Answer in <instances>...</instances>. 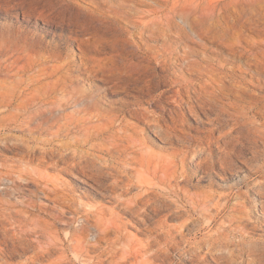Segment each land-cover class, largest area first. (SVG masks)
I'll list each match as a JSON object with an SVG mask.
<instances>
[{"label":"rangeland","instance_id":"rangeland-1","mask_svg":"<svg viewBox=\"0 0 264 264\" xmlns=\"http://www.w3.org/2000/svg\"><path fill=\"white\" fill-rule=\"evenodd\" d=\"M39 1L0 0V264L105 260L116 235L107 228L113 216L121 228L119 253L147 250L155 264H264V136L240 115L245 102L264 97V83H251L228 63L225 88L245 93L236 99L213 94L206 77L188 70L149 63L153 74L144 76L136 66L146 62L142 53L163 42H142L123 20L116 30L87 0H68L78 26L57 29L46 22L57 11L42 15L39 4L55 8L62 0ZM263 27L264 20L261 31L247 25L243 33L258 42ZM103 43L105 49L90 51ZM202 44L178 46L205 65L234 57L228 48L216 54L215 43ZM83 62L96 73L85 75ZM53 68L58 72L50 77ZM66 70L69 91L87 97L102 119L114 116L92 144H73L81 134L27 131L46 83L55 88L52 98L64 97L55 79ZM20 106L23 114L16 113ZM73 112L68 105L63 113ZM250 118L264 124L261 116ZM139 195L144 201L136 212L120 206L121 198ZM78 244L88 252L84 258L73 251Z\"/></svg>","mask_w":264,"mask_h":264},{"label":"bare ground","instance_id":"bare-ground-1","mask_svg":"<svg viewBox=\"0 0 264 264\" xmlns=\"http://www.w3.org/2000/svg\"><path fill=\"white\" fill-rule=\"evenodd\" d=\"M36 1L37 3L41 2L39 0ZM87 1L93 4L96 8L100 9L101 13H99V19L102 21L109 20L111 25H113L116 30L119 28L118 21L123 20L133 26L134 33L137 34L142 42L153 39L158 42H163L160 47H149L146 52L142 53V58L145 59L146 62L142 64L138 63L136 66L137 68H142L144 76L153 74L149 73V71H151L149 63L162 71L170 69L172 66L176 67V69L180 71L188 70L197 77H206L203 82L210 86L213 94L217 95L218 91L226 98L236 99V97H241L244 93V90L241 89L242 87L234 85L233 88L226 89L222 82V79L226 77L222 70H224V67H226V64L228 63L232 64V67L237 68L239 71L246 73L252 79L250 80L251 83L256 82L258 83V86L261 83H264V33H260L261 39L258 42H251V40L245 37L243 33L244 28L247 30V25H250L256 32L261 31V25L264 20V0ZM61 3L64 6H58L55 8L54 5L50 3L45 4L42 2L39 4L43 8L41 12L42 15L44 14L43 11L46 10L49 12L57 11L56 16L53 15L54 17H48L46 21L47 24L57 29L63 28L62 26H78V21L73 23L72 13L68 9L71 4H69L68 0H62ZM137 6L141 7L142 10H139L140 8L137 9ZM133 11L136 12L137 17L132 16ZM83 30L85 29L83 28ZM262 30L264 31V27ZM129 35L131 37L133 34L129 33ZM111 41L116 44L115 37H113ZM205 42L216 44L217 48L220 49V52H215L216 54H220L224 48H228L234 57L229 58L221 56L216 60L217 64L209 63L205 65L202 64L201 60L196 56L197 54L190 48H186V46L181 48L178 46L179 43L184 45H198ZM106 46L107 45H104V43L98 46L94 45L95 50L90 51L95 53L97 52L96 50L105 49ZM109 48L113 49L112 47ZM89 59L91 58L88 57V61ZM240 59H244L243 63L236 62ZM223 62L226 63L223 64ZM244 64H248L249 68L243 66ZM90 66L91 65L86 62L82 63L81 68L83 69V73L87 76L94 74L97 71ZM57 72L58 71L54 72L53 68L50 73V77L55 76ZM63 74L64 75L57 76L55 84L61 85L62 89L65 90L63 94L64 97L59 101L52 98L51 93L52 91L54 92L55 88L53 86V89L50 83H46V89H44L45 91H42L37 98L40 108L37 109L34 114L29 115L28 125L26 126L27 131L31 134L39 135L46 132L49 136L54 138H60L63 135L71 133L81 134L84 137H76L73 144H92L94 138L102 134L97 129L101 126L109 127L114 120V116L108 117L106 120H104L105 118L102 119L101 115L96 114L94 109L89 105L87 97L79 94V92L74 88H71L70 91L67 89L71 86L70 83L67 85V82L70 81L71 77L69 76L67 70ZM172 82L175 83L176 81L172 80ZM182 89L179 88L176 90L174 96L180 97ZM202 89L203 88H201V90ZM91 99L94 98L91 97ZM173 101L178 102L177 99H173ZM68 105L74 108V112L72 114L63 113L65 106ZM240 109V115H242V118L249 119L251 121V130L261 136H264V126H262L264 124L258 123L257 120L250 118V116H261L264 118V97L262 99L245 102ZM18 112L23 114L26 112V108L24 106H20L18 107L16 113ZM20 114L13 115L18 116ZM59 115H61V117L56 118V116ZM8 116L10 117V115ZM53 118L56 120L50 122ZM38 120L41 121L38 122ZM33 122H35V124ZM36 141L37 143L40 142L41 138L39 136L36 137ZM47 141L51 142V140ZM140 163L141 161H139V164ZM132 167L136 169V172H138V168H136L137 166ZM126 174H128V172H126ZM142 201H144L142 195L129 199L121 198V200H119L121 204L120 206H124L131 212H136L137 203ZM107 228L109 231H113L116 234L112 239L113 248L105 260L97 257V260L95 262L93 261L94 264H155L154 259H149L147 250H138L133 252L125 250L121 253L116 250L115 246L122 241V235L121 228L119 227L115 216L107 220ZM73 251L76 256L82 258L87 256L88 253L86 248L80 244H78ZM44 252L49 253V250ZM84 261H86V259H84ZM54 262L55 260L49 264H53ZM85 264H88V262H85Z\"/></svg>","mask_w":264,"mask_h":264}]
</instances>
